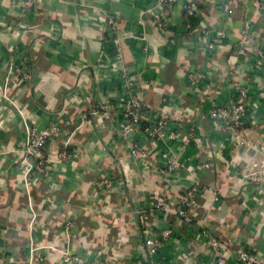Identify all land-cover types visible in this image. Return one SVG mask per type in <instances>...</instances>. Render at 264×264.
Wrapping results in <instances>:
<instances>
[{
	"label": "crops",
	"instance_id": "crops-1",
	"mask_svg": "<svg viewBox=\"0 0 264 264\" xmlns=\"http://www.w3.org/2000/svg\"><path fill=\"white\" fill-rule=\"evenodd\" d=\"M16 1L0 0V264H64L66 251L90 264L98 250L106 264H134L143 247L139 211L148 191L174 193L191 177L204 189L198 215L191 225H175L171 214L151 218L155 229L168 225L174 231L154 264H216L207 237L198 234L201 228L218 238L227 264H247L235 257L240 248L264 264V178L242 177L253 164L259 166L264 152L234 146L229 134L214 130L200 113L204 107L196 110L199 92L184 78L191 68L211 72L220 89L217 99L228 97L222 73L235 65L233 49L246 18L264 42L257 0H191L200 11L193 32L178 4L168 9L167 27L159 32L146 12L155 0H41L38 12L25 14ZM224 1H230V15L220 9ZM109 15L118 16L122 66L146 107L197 129L199 139L176 150L182 164L168 181L159 154L152 169L135 166L125 180L122 165L133 163L119 135L120 117L99 121L92 113L99 101L115 105L128 93L116 72L108 69L109 78H95L103 71L98 66L102 50L111 53L103 41ZM201 24L225 31L212 65L194 48ZM236 67L233 84L250 86L249 99L255 102L248 138L264 145V68L252 70L245 62ZM31 120L41 127L60 121L80 129L68 149L69 164L53 167L49 182L25 184L13 164ZM141 135H134L135 142H146ZM58 144L48 146L55 150ZM206 160L211 167L201 166ZM104 177L112 180L105 190L95 185Z\"/></svg>",
	"mask_w": 264,
	"mask_h": 264
},
{
	"label": "built area",
	"instance_id": "built-area-1",
	"mask_svg": "<svg viewBox=\"0 0 264 264\" xmlns=\"http://www.w3.org/2000/svg\"><path fill=\"white\" fill-rule=\"evenodd\" d=\"M175 4L180 6L181 18L186 27L190 28L192 32L198 30L200 11L191 0H155V4L146 10L152 27L163 32L168 22L167 11ZM15 5L24 14L33 13L40 10L41 0H17ZM256 7L257 13L262 17L264 23V0H257ZM220 9L230 15L232 9L230 1L222 2ZM252 22L250 18H246L242 22L233 49L235 65L231 63L230 68L222 73L223 78L229 82L226 99L222 101L217 99L220 89L211 77V72H197L191 68L186 71L184 78L186 84H189L195 92H199L197 96L199 107H196V110L204 107L200 113L214 130L225 131L229 134V139L234 146L252 147L264 152L263 144L254 143L248 138L250 131L247 125L254 117L252 107L255 106V102L249 99L251 87L238 82L233 84L236 64L245 62L252 70L264 68V42L254 32ZM105 23L103 41L111 49V53L108 55L105 50H102L98 66L100 71H103L96 73L95 78L96 80L109 78L108 69L111 72H116L124 79L123 85L128 93L115 105L111 104L112 107L108 102L99 101L92 113L99 121H102L103 118H113L115 115L120 117L119 135L128 148L127 155L133 163V166L129 164L130 162H126L128 165H122V174L125 180H127V176L131 175L135 166L140 165L145 168L144 170L152 169L156 162V156L159 154L162 160L161 173L164 175V180L168 181L170 175L182 164L176 150L187 148L192 141L196 142L199 139V136H196L197 129L194 125H185L178 118H170L161 114L158 109L146 107L141 97L134 91L135 79L132 75H127L122 66L123 55L118 35L120 31L118 16L109 15L106 17ZM224 34L223 29L211 30L202 24L199 27V36L195 41L194 48L203 53L211 65ZM15 35H17L16 31ZM172 40L170 39V41ZM213 67L211 66L212 69H215ZM21 74L24 78L28 77L26 71H22ZM87 122L90 121L87 120ZM25 126V139L19 149V156L13 159V164L20 168L25 184L35 183L42 180L41 178H45L49 182L53 167L59 168L69 164L71 153L68 149L75 144L80 129L78 127L68 128L60 121H50L41 127L31 120V123H26ZM136 133H141L146 142L143 144L135 142L134 135ZM52 141H59L55 150H51L48 146ZM148 142L153 145L152 148L147 146ZM160 145L164 147L160 148ZM201 166L207 168L212 165L210 160H206L201 163ZM252 166L250 171L243 173V179H248L251 182L262 181L264 158L259 161V166L258 164ZM95 185L105 190L110 188L112 180L109 177H104L95 182ZM54 189L53 185H50V190ZM164 194H160L157 190H149L144 199L139 211L143 247H140V253L134 258V264H154L160 251L165 249L168 242L173 239L174 231L171 226L166 225L155 229L151 218L156 214L164 217L171 214L175 219V225H191L193 219L198 215V199L203 197L204 189L195 177H191L190 183L185 189ZM198 234L207 237L209 249L216 264H227L226 257L221 251L222 244L218 238L211 236L203 228L199 230ZM103 254V251L98 250L97 259L90 264H106L102 258ZM235 257L242 263L262 264V259L257 254L243 248L236 250ZM62 261L64 264H86L88 258L78 255L74 251H66L62 255ZM185 262L187 261L185 260Z\"/></svg>",
	"mask_w": 264,
	"mask_h": 264
},
{
	"label": "water",
	"instance_id": "water-1",
	"mask_svg": "<svg viewBox=\"0 0 264 264\" xmlns=\"http://www.w3.org/2000/svg\"><path fill=\"white\" fill-rule=\"evenodd\" d=\"M136 217H137V214H136Z\"/></svg>",
	"mask_w": 264,
	"mask_h": 264
}]
</instances>
